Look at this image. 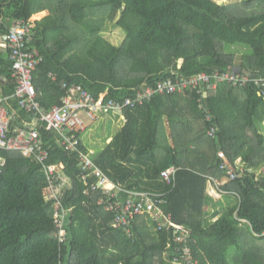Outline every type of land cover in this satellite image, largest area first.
<instances>
[{"label":"trees","instance_id":"1","mask_svg":"<svg viewBox=\"0 0 264 264\" xmlns=\"http://www.w3.org/2000/svg\"><path fill=\"white\" fill-rule=\"evenodd\" d=\"M30 20L28 48L42 56L33 82L47 110L62 104L64 84L124 103L170 78L232 70L250 82L206 85L200 95H156L128 107L112 142L90 156L120 185L121 202L133 191L165 193V212L191 231L183 243L146 216L128 228L114 227L117 214L100 203L111 198L92 190L94 175L89 185L82 178L92 172L80 160L82 133L77 149L68 150L59 133L37 127L49 152L44 164L59 167L52 177L56 193L44 189L43 164L0 151L7 161L0 173V264H175L186 262L185 248L199 264H264V0H0V89L6 97L15 94L16 81L1 39L17 21ZM109 25L124 33L120 45L104 36ZM10 102L19 108L15 98ZM18 113L15 125L33 122ZM224 163L235 179L224 178ZM172 166L179 168L174 187L161 176ZM209 177L224 180V195L207 212Z\"/></svg>","mask_w":264,"mask_h":264},{"label":"built area","instance_id":"2","mask_svg":"<svg viewBox=\"0 0 264 264\" xmlns=\"http://www.w3.org/2000/svg\"><path fill=\"white\" fill-rule=\"evenodd\" d=\"M34 33L33 21H17L10 32L1 39L5 47L11 51L12 78L16 81L15 94L6 97L0 89V151L21 152L25 157L36 160L45 167L48 186L45 191H54L55 185L52 177L57 171L58 166H47L44 161L49 158V152L45 149L42 142L38 126L44 127L47 131H56L59 133V142L66 146L68 150H76L80 144L79 135L86 131L89 122L97 121L101 115L115 112L121 115L128 107H134L137 104H144L151 101L156 95H175L184 93L187 90L196 91L202 94L203 86H211L215 89L217 84L229 82L235 87H246L250 79L237 73L228 71L226 73H215L212 76L201 74L192 78L180 77L176 80L167 79L159 82L156 87H147L138 91L135 99H127L122 102L115 100H106V93L100 97H95L81 85L68 86L64 84L66 95L62 99L60 106H54L47 110L40 102L41 93L37 91L33 75L38 65L42 61L41 53L34 49L29 50L28 44L32 41ZM15 98L18 103V109L11 104L10 99ZM24 111L27 115L34 118L33 122L23 120V126L15 125V120L19 116L18 112ZM210 119V117L208 118ZM216 135V128L209 131V136ZM80 160L85 171H92L90 175L83 174V180L89 185V176L97 178L96 184L92 187L93 191L101 190L103 194L111 198L105 203L109 212L117 214L114 227L128 228L133 219L138 216H146L152 220L158 231L172 232L176 236V241L183 243L191 235V231L185 227L176 225L172 220V215L165 212L163 206L167 204L165 193H147V192H129L130 197L125 201H119L118 195L122 188L108 178L94 161L90 158L93 152L86 154L81 152ZM7 161L0 156V173L3 171ZM226 172V180L236 178V172L232 167L224 163L221 167ZM179 168L172 166L162 172L163 180L174 187L175 176ZM224 180L215 177H209L208 195L214 202L221 199L224 195ZM57 195H55L56 197ZM49 199L50 195L46 194ZM209 205V204H208ZM55 218L60 228L61 240H65L66 231L63 228L61 206L56 204ZM185 263H180L175 259V264H199L191 257L189 248L183 250Z\"/></svg>","mask_w":264,"mask_h":264},{"label":"rangeland","instance_id":"3","mask_svg":"<svg viewBox=\"0 0 264 264\" xmlns=\"http://www.w3.org/2000/svg\"><path fill=\"white\" fill-rule=\"evenodd\" d=\"M220 3H235L242 0H216ZM36 18V17H35ZM104 36L116 45H120L125 38L124 33L113 25H109L103 32ZM105 120L101 119L94 122L88 129L87 133L83 134L85 148L87 152L94 149L97 154L101 153L107 144V138L115 137L120 131L119 124L116 122L114 113L106 114ZM214 201L209 203L208 207L212 208Z\"/></svg>","mask_w":264,"mask_h":264},{"label":"crops","instance_id":"4","mask_svg":"<svg viewBox=\"0 0 264 264\" xmlns=\"http://www.w3.org/2000/svg\"><path fill=\"white\" fill-rule=\"evenodd\" d=\"M49 14V12L48 11H45V12H42V13H40V14H37V15H35L34 17H33V21H38V20H41V19H43L45 16H47ZM36 17V18H35ZM3 44V43H2ZM3 46H5L4 44H3ZM106 114H103V115H101V119H103V120H105V116ZM115 117H116V122H117V124H119V127H120V129L124 126V123H125V118H124V115H121V114H119V113H117V114H115ZM100 118L98 119V120H100ZM97 120V121H98ZM96 122V121H95ZM94 123V122H93ZM92 122H89V126H88V128L86 129V131L85 132H83L82 133V135H81V137L83 136V134L84 133H87V131H88V129H89V127L93 124ZM113 138L114 137H109V138H107V144H109V143H111L112 142V140H113ZM82 143H83V148H84V153H86V154H90V153H92L93 152V156L94 155H97V153H96V151L94 150V149H91L90 150V152H87L86 151V148H85V141H84V138L82 137ZM208 190V189H207ZM223 197V196H222ZM212 202V201H211ZM210 202V203H211ZM216 203V202H215ZM214 209H215V204L213 205V207L212 208H209L208 206L206 207V211L207 212H209V211H214Z\"/></svg>","mask_w":264,"mask_h":264}]
</instances>
